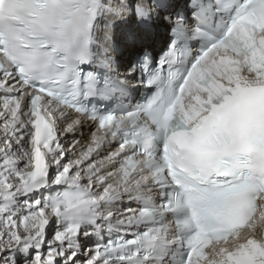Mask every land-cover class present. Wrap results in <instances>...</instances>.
I'll return each instance as SVG.
<instances>
[{"label":"snow or ice","instance_id":"6c2138e0","mask_svg":"<svg viewBox=\"0 0 264 264\" xmlns=\"http://www.w3.org/2000/svg\"><path fill=\"white\" fill-rule=\"evenodd\" d=\"M0 264H264V0H0Z\"/></svg>","mask_w":264,"mask_h":264},{"label":"bare ground","instance_id":"6f19581e","mask_svg":"<svg viewBox=\"0 0 264 264\" xmlns=\"http://www.w3.org/2000/svg\"><path fill=\"white\" fill-rule=\"evenodd\" d=\"M83 135H84V134L82 133V136H81V137H77V138H76L77 140H75V141H79V142H81V141H82V137H83Z\"/></svg>","mask_w":264,"mask_h":264}]
</instances>
